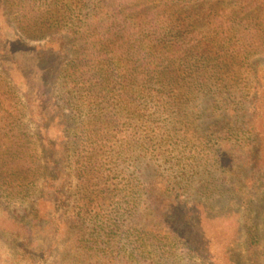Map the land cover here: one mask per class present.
<instances>
[{
    "label": "trees",
    "instance_id": "16d2710c",
    "mask_svg": "<svg viewBox=\"0 0 264 264\" xmlns=\"http://www.w3.org/2000/svg\"><path fill=\"white\" fill-rule=\"evenodd\" d=\"M12 82L40 126L50 170L48 193L22 223L0 203V223L11 224L0 229L18 244L22 229L32 264H44L37 259L47 245L80 240L89 222L85 244L95 256L117 249L103 264H264V0H0V155L12 152L0 174L8 185L12 168L35 155L28 133L3 120ZM87 103L102 105L110 125L97 132L91 121L78 123L86 192L68 209L62 158L73 141L68 135L62 151L51 130L77 121ZM116 124L118 157L153 160V177L94 153L104 138L113 146L107 129ZM111 174L120 178L103 185L112 195L94 193L95 177ZM195 184L200 193L192 194ZM109 198L115 216L102 214ZM44 200L52 204L45 226L55 231L39 247Z\"/></svg>",
    "mask_w": 264,
    "mask_h": 264
},
{
    "label": "rangeland",
    "instance_id": "374dc122",
    "mask_svg": "<svg viewBox=\"0 0 264 264\" xmlns=\"http://www.w3.org/2000/svg\"><path fill=\"white\" fill-rule=\"evenodd\" d=\"M12 85L14 88L18 91L14 94L13 92L10 94L11 100L13 102L12 110L7 112V114L4 116L3 120L8 125V128L10 130L12 129H21L22 132L28 133V137H30V144L32 143L31 148L29 149L30 152L33 153V162L30 164H24L20 163L16 165L14 168H12L13 176L7 178V182H10L12 184H6L3 179L5 177V174H0V183H3L4 187H8L9 189L7 191L0 190V203L4 207V209L9 212L12 216H14L18 221L22 223V220H19V217H22V214L27 212L28 210L32 209L38 199L43 198V192L48 193V189L46 188V180L49 170V163L48 159L43 155L45 153V147L41 146V129L39 124L37 122L31 121L29 119V107H26V98L25 95L22 94V90L17 88L15 86V83L12 82ZM35 99L37 101H40L43 103L45 108V100L40 99L36 93L31 95V99ZM100 100V99H99ZM58 102L61 103V105L64 104L63 99L59 98ZM101 104V103H99ZM98 104V105H99ZM87 107L84 109V112L82 116L80 115L76 120H68V125L64 126L63 128H60V132L58 130L52 129L51 132L55 138L56 144L59 145L60 150H62V145H64V141L66 140V137L68 135L70 136L71 141V149L69 151H66L64 149L63 154L66 153L67 155L71 153V157L63 156L62 158V178L66 179L65 188L68 190L70 194V205L68 207L72 208V206H76L77 203H80L81 199V192L84 190L85 186L84 183H82V177L84 176L83 173L80 171V165L78 163L77 154H78V144L76 145L74 139H75V131L77 129L78 123L83 120L91 121L95 124L94 128H97L98 130L102 129L103 127H109L110 124L105 122V125L103 123V117L102 114L104 110L102 109V105L96 106L99 109H95L96 107H90L89 103L86 104ZM90 108L94 109L95 111H89ZM63 116L68 112L67 108L63 109ZM72 116V114H71ZM68 128V129H67ZM70 128H72L70 130ZM119 128V125H112L109 129H107L112 134V138L114 139L113 146H108L110 140H107L106 138L103 139L102 142L95 143L93 147L96 146V149L94 153L98 152L101 154L102 162L111 161L112 164H115L118 168H122L124 165L127 166V172L131 173L133 169L136 167L140 168L143 172L144 177L146 175H150V177H153V173L155 171V167L157 165L156 162H154L151 159L144 158L141 160V166L137 165L136 162L130 160L128 163L127 161L124 163L118 157V151L120 150V138L122 137L121 134H119L116 130ZM55 131V132H54ZM104 133V132H103ZM110 134V133H109ZM3 136V134H2ZM6 144V142H3ZM21 148V147H20ZM19 148V149H20ZM81 149V148H80ZM184 149V148H183ZM182 149V150H183ZM2 152H5L7 149L2 147ZM111 150V151H110ZM13 152H15L13 150ZM11 154L6 155H0V167L4 166L5 163L9 162L11 160ZM113 154L115 158H112L109 160L107 155ZM18 155V153H17ZM181 156L185 159H187L189 156H191V153L184 152ZM18 157V156H17ZM6 158V159H3ZM20 158V157H18ZM175 161V159L173 160ZM29 165V166H28ZM166 166H170V172L172 174H175L176 171L173 167V164L170 163ZM84 167V166H83ZM169 169L165 167V172ZM2 173H5V169H3ZM17 176V181L14 182V179ZM111 177L109 180L108 178L110 176L106 175L103 178L95 177L93 180L94 187L92 190L94 193H99L105 190H108L107 193L112 195L110 188H106L103 185H109L114 184V182L119 181L118 176H114V174H111ZM148 177V178H150ZM26 178V179H23ZM26 180V181H23ZM196 184L201 183L197 180H195ZM15 184V185H14ZM194 185L191 192L192 194L200 193V186ZM203 201L208 204L209 199L208 196L202 197ZM114 200V198H109L107 200V203L101 205V208L103 209L102 214H106L107 212L110 214L109 216H115L116 212L115 210L118 208H115L114 211L108 210V207L110 203ZM41 209L40 211V227H36L34 230V244L38 243L39 247H43V245L47 241V237L52 235L54 233L55 229L52 227L48 228L45 226L46 224V216H48V212L52 210V204L49 203V201H43L41 202ZM53 213V212H52ZM65 216H68V212H64ZM108 216L104 217L107 218ZM3 220V219H2ZM11 224L4 225L0 223V228L3 226H10ZM92 226V222H89V225L84 226L87 227L85 229V235L81 237L80 240L76 241V238H74V241L72 242L71 239L68 240V242H65V239L67 240V236L62 238L58 244L55 245H47V247L43 250V252L38 257L37 261L44 263V264H66L69 258H71V262L76 260V258L79 256V260L82 264H89L91 261L98 262V264H103L108 257L111 255H114L117 253V249L114 248L113 252H107L102 253L99 256H95L94 252L91 251L88 246L85 244L88 242V236L90 234V228ZM84 231V230H83ZM24 232V231H23ZM21 241L20 243H16L14 239L12 238V233L5 235L4 231L0 229V264H32L30 262V258L27 256V254L22 250V229H21ZM119 241H122L121 236H118ZM101 244H104L101 242ZM70 264V263H68Z\"/></svg>",
    "mask_w": 264,
    "mask_h": 264
}]
</instances>
